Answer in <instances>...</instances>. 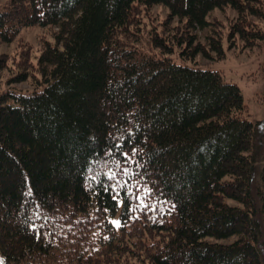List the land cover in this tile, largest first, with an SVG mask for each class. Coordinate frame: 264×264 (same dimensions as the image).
I'll return each instance as SVG.
<instances>
[{"label": "trees", "instance_id": "trees-1", "mask_svg": "<svg viewBox=\"0 0 264 264\" xmlns=\"http://www.w3.org/2000/svg\"><path fill=\"white\" fill-rule=\"evenodd\" d=\"M154 6L189 31L231 8V38L264 40L246 21L264 20L257 0H11L0 10L2 42L56 29L37 60L40 88L0 95V264H264L260 122L218 72L173 61V39L152 35L155 53L139 51V16Z\"/></svg>", "mask_w": 264, "mask_h": 264}, {"label": "rangeland", "instance_id": "rangeland-1", "mask_svg": "<svg viewBox=\"0 0 264 264\" xmlns=\"http://www.w3.org/2000/svg\"><path fill=\"white\" fill-rule=\"evenodd\" d=\"M257 1L264 12V0ZM10 2L11 0H0V10L7 7ZM168 14L169 11L163 6L151 7L140 14V24L137 28L139 33L136 37L139 51L153 52L149 44L152 35L173 39L175 44L173 54L170 56L173 61L189 67L218 72L226 83L236 85L243 97L246 118L252 122H260L258 139L264 144V40L248 47L237 35L231 38L234 27L240 22L237 13L231 8L213 10L206 18L209 25L204 29L192 31L185 28L184 20H168ZM246 19L247 24L254 25L255 29L264 33V20L254 17ZM55 33V28L35 26L22 29L8 43L0 41V95L6 91L31 93L40 88L41 77L38 73L37 60L45 45H55ZM190 38L193 41L192 45L178 44L179 39ZM208 40L210 43L212 40L214 43L220 41L222 53L212 52ZM195 47L200 49L197 54L193 52ZM181 52L186 56L181 58ZM24 73L27 75L26 80L14 82L17 76ZM259 175L258 168L257 176ZM229 204L234 205L231 202ZM234 239L230 238L220 243H231ZM135 255L142 256L138 253ZM132 258L125 256L124 261L140 264Z\"/></svg>", "mask_w": 264, "mask_h": 264}, {"label": "snow or ice", "instance_id": "snow-or-ice-1", "mask_svg": "<svg viewBox=\"0 0 264 264\" xmlns=\"http://www.w3.org/2000/svg\"><path fill=\"white\" fill-rule=\"evenodd\" d=\"M110 178H112V177H110ZM115 223V222H114Z\"/></svg>", "mask_w": 264, "mask_h": 264}]
</instances>
